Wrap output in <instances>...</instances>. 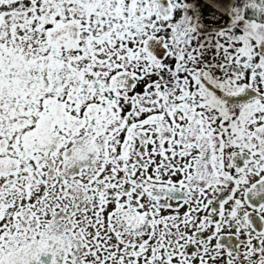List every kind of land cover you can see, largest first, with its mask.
I'll return each instance as SVG.
<instances>
[{
	"label": "snow or ice",
	"instance_id": "obj_1",
	"mask_svg": "<svg viewBox=\"0 0 264 264\" xmlns=\"http://www.w3.org/2000/svg\"><path fill=\"white\" fill-rule=\"evenodd\" d=\"M0 264H264V0H0Z\"/></svg>",
	"mask_w": 264,
	"mask_h": 264
}]
</instances>
